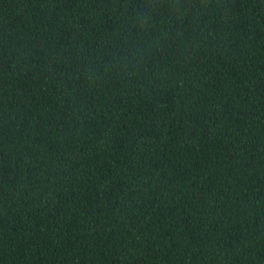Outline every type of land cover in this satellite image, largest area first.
Returning <instances> with one entry per match:
<instances>
[{"label": "trees", "instance_id": "16d2710c", "mask_svg": "<svg viewBox=\"0 0 264 264\" xmlns=\"http://www.w3.org/2000/svg\"><path fill=\"white\" fill-rule=\"evenodd\" d=\"M0 264H264V0H0Z\"/></svg>", "mask_w": 264, "mask_h": 264}]
</instances>
